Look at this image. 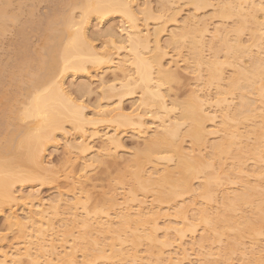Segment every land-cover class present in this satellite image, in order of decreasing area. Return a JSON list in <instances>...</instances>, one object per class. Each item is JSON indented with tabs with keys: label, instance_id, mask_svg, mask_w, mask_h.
<instances>
[{
	"label": "bare ground",
	"instance_id": "6f19581e",
	"mask_svg": "<svg viewBox=\"0 0 264 264\" xmlns=\"http://www.w3.org/2000/svg\"><path fill=\"white\" fill-rule=\"evenodd\" d=\"M63 1H64L63 5L66 3H68L67 4L68 6L70 5L69 11L64 10L63 12H61V10H59L58 13L57 11H55L52 14L50 13L52 16L50 19L49 18L47 19L46 17H44L45 19L42 18L39 19L38 17L36 18L35 16L36 13L35 6H33L34 9H30V10L27 9L26 11L22 9L20 4L17 5L16 3L17 6L14 7L13 6L14 3H12L13 2L12 0H0V43L5 41L2 40V37L3 35H5L6 32L11 31L10 39H12L10 42L8 41L9 45H11L10 46L11 48H7V50H5V52L8 51L6 55L5 54L2 55V57L8 55L7 56L8 58L5 57L6 59H2L0 57V108H1L0 109V210L2 209L3 206L12 204L17 200V197L14 193L16 183L37 181L41 184H44L50 181V177L47 176L48 172L50 171L48 167L47 168L43 167L40 159L42 157L40 151L42 149H45V147H47L46 146L47 143H54L53 138L54 135H56L57 133L56 131L59 130L64 131L63 124L65 122H69L72 128L79 129V134H81L80 133L81 130L83 133L81 135V138L83 137L84 140L86 136L84 135V132L88 131L84 129L85 125L95 124V122L98 121L90 118L88 119V117L87 118L85 117L86 116L84 112L85 106L78 104V102H76L73 99V97L70 96L69 93L70 91L66 89V85L64 84L63 76L66 73L68 74V72L73 74L87 73L91 67L93 68L101 67L102 65L104 66L107 65L108 63H112L113 62V61L111 62L112 53L109 51L111 50L110 47L112 49H115L116 51H120L121 49H126V51H128V53L125 55V59L122 57L123 59H121L120 62H118V64L115 65L117 69L119 68V71L121 70L118 76H114L116 81L118 82L117 83L113 82L111 84L106 85L105 89L103 88L104 89L102 95L103 98H111L113 96H117L118 99L115 105L113 106H108V107H99V105L96 106L99 108L97 110V113L95 112V114H98L101 117L109 118V121L116 124L118 128L127 127V126L142 128V125L145 124L144 121L145 116L146 117L150 116L151 118L153 117V120L156 119V121H158V125H156L157 131L155 130L156 131L155 134L151 136V138H148L149 139L148 141L146 140L147 143H145L144 148H142V150L139 151V154H135L136 156L134 159L136 162V168L130 171V176L133 178L132 184L135 187L134 190L136 191L138 189L143 190V188H147L148 186L151 185L156 186L155 187L156 195L153 194L155 197L154 199L159 201L161 204L162 202H169L174 200L176 197L182 195V193L193 191L191 189L192 185L190 184V181L191 179L196 177L199 173L201 174V172H203L202 171L203 163H204L203 157L201 155L198 156L197 154L195 157H193L194 156L193 153H192L193 156L192 154L189 155V153L185 154L182 151L183 147L179 145L178 140L181 139V137H183L182 139L184 140L186 136V138L188 137L189 139H191L190 141L192 142L193 146L196 147V149H198V147L202 145L205 146V144L207 143L205 142V140L207 141L206 129L209 128V127L206 128L205 122L212 120L211 118L212 115L208 116V114L204 112L205 111L204 107L207 103L208 100L207 98L209 96L206 97L205 93H204L205 95L200 94L201 95L200 96L198 95L199 93L195 94L194 93L195 91H193V94H191L190 98L187 101H185L184 103H180L182 104L180 108L177 107L176 105V107L179 108V113L172 118L169 116L170 114L172 115V113H174V109L176 108H174L175 105L174 107L170 106L171 105V103H169L171 102L170 100L167 103V100L165 98L166 95L162 93V89L160 90V88L163 82L167 83L168 81L169 83L170 81H172V79L174 80V77L177 79L178 75H176L177 70L175 72L174 71L172 72L171 69L168 70L163 68L164 66L162 65L161 62L165 50L164 51L162 50V45L164 44L162 45L160 44L159 41L160 38L158 36L159 33L163 30L162 29L163 26L161 27L158 26L156 28L154 27V30H152L151 32H149L148 29L142 31L141 27L139 28L140 25H137L138 22L137 20L139 18L137 14L140 13L139 12L140 8H138L139 6L137 8L135 7L133 8V4L131 0H77V1L63 0ZM218 1H219L218 3L215 1L217 4L216 11L214 12L215 16H219L220 19L222 17H226V19L227 18L230 19V16H233V18L235 16L237 18V19L235 18L236 23L238 20L239 25L238 24L237 25L239 27L236 26L235 28L234 26V29H232L231 27L226 28L224 25H219L215 28L214 32L211 35V38L208 39L209 41H205L204 37L205 34L207 33L208 27L207 29L205 25L200 27L201 25L199 26L198 24L202 23V21H200V23L197 24V22L194 20L196 17H194L193 14L192 15L190 14L192 17H190L189 15V17H187L186 19L184 18L185 20H183L182 22L183 24L182 25L180 24L182 26V27L180 26L181 27L180 31L178 33L172 32L171 36L169 37L170 42L167 41L165 46L172 44L177 45V43H179L182 47H185L183 44L184 42H186L187 50L191 54L192 57L191 60H193L192 63L196 65V68L194 65V69L198 75V76L196 75V77H198L197 79H200L199 81H201L205 78L203 82L205 86L207 85L211 86L214 84L215 89L217 90L216 95L215 93L213 95V101L215 102L213 104L214 105L216 104L215 105L216 109L218 107L219 110L222 109V111L224 112L220 110V113L222 115L219 116V118H221L220 119L221 123L219 121L218 122L219 125L217 124L219 128L216 126L217 127L216 131L213 129L214 132L208 131V134L210 135L211 133L210 136H212V133L214 134L216 132L217 134H219V132L222 133L219 137L221 139H218L219 141L215 140L214 143L212 141L213 144L212 143L209 144L211 154L210 156L208 154L207 155L209 157H211L212 155V157L221 159L222 155L225 156V154L228 155L229 153H234L235 152L234 150L236 148L235 153L236 155L238 154L236 157H240L239 159L237 158L239 161L244 160L246 156L247 157L250 156L253 159H259L258 162L261 163L262 160L260 157H262L261 155L264 151V0H218ZM186 3L192 5L195 10L201 9L209 4L208 0H186ZM170 5L172 6V4H169L168 0L162 2L160 5L161 7L163 6L160 9L161 12L171 11ZM57 8L59 9V7ZM54 9L56 10L55 7ZM75 9H78L77 15L74 12ZM144 10H145L144 18H147L146 20L143 19L144 21H147L150 18L157 19V17H154L153 14L149 15L150 10H148V8H144ZM144 10L141 9L142 14H144ZM172 11H173L172 16L170 17L168 15L169 16L168 19L169 18L171 19L172 17L174 18V16H176V12L178 11V9L175 12L174 10ZM173 13H175V15ZM109 14H119L127 22V25L124 23L126 27L124 25V28H121V31H123L124 33L123 35L124 37L122 38L120 37L119 40L116 38L118 34L116 35L115 32L110 30L104 31L106 32L105 37L107 36V41L105 42L107 43H104L106 46L103 45V48L100 49L99 51V49L96 50L92 45L93 43L90 42L91 41L89 39L90 35L88 37V33H86L87 31L86 25L88 26L89 20L92 16H94L97 20V19H104ZM44 15L47 17L50 16L49 14L48 15L44 14ZM157 16H159V18L162 17V15H157ZM197 19L198 22L199 20H201L199 18ZM204 22L206 23V20ZM246 25L247 26L249 25V27H247L249 29L247 28L245 29ZM243 30L244 31L249 30L248 31L249 38L247 39L246 44L244 41L243 43L241 41L242 38H240V34L241 32L243 33ZM36 35L38 36V40L40 41L39 45H34V42H32V38L35 37ZM94 38H96V36ZM178 46L179 45H177V47ZM181 46L180 48H182ZM204 46H207L209 48L208 50L211 49L213 51L212 52L210 50V52H212L210 57L206 58V56L205 57L203 56L204 54H202L203 52H201V48L202 51H204L203 49ZM222 50L228 56L225 55ZM220 53H223L227 59L229 57V54H231L229 60L230 58L232 60V61L230 60L231 62H229V64L232 67L231 75L229 76L230 78L228 79V81L226 80L224 81V85H222L223 74H221L222 71H220L221 68L218 65L219 64L218 56ZM242 55L243 56L247 55V58L249 57L250 61L248 62L247 66H243L244 63L243 65L241 63H238L241 62L240 56ZM124 66L126 67V69L129 70L126 71L125 69L123 70ZM194 69L192 68L193 71ZM130 70H132V72H130ZM201 72L205 73L203 79L201 76L203 73L201 74ZM137 90L140 93L139 104L135 109L134 107L132 108L134 111H129V112L125 111L121 105L123 95L127 93L136 92ZM245 90L250 91V96L252 95L251 93L255 94L254 95L255 97H248L249 95L247 94L249 92L247 91L246 94ZM235 91L239 92L238 95L239 99L237 101L238 103H236L238 105L235 104L233 105L235 108L234 107L232 108L231 106L233 103V99L229 100L227 96H232V94ZM137 100L138 99H136V101ZM172 102L174 103V101ZM138 106L139 107L141 106L140 110ZM214 118H216V115L213 117V119ZM254 118L257 119L256 120L257 124H255V122H252L255 125L253 127H250L251 132L248 131V128L245 131H241L242 129L239 131L240 129L239 126H242L245 121L246 122L251 120L255 121ZM258 119L260 122L258 121ZM8 126H12V129H9ZM182 126L186 127L183 131H181L183 129ZM216 127L214 125L213 128ZM91 133L94 135L95 132H91ZM247 133L254 134L255 144L254 141H252L253 145L245 143L244 147H246V145H249L250 146L249 148L247 146L249 150L247 149L248 151H241V150L239 151L238 149L241 146L240 138H244V137L247 138V136L248 137L252 136V135L249 136ZM106 136H105L106 145L104 144V147L107 150L110 149L112 150V148H116L119 143L117 134L114 133L111 135L107 134ZM88 137L86 136V138ZM92 137L93 136L91 135V138ZM237 140L238 141L240 140V143H238L239 146L236 145V143L238 142ZM246 140L248 142V139ZM110 146L112 147L110 148ZM236 146H238L239 148ZM72 147L80 150V152H83V154L85 150H88L84 141H81L78 144L73 143ZM242 147L243 145L241 146L240 149H242ZM191 149L189 152H194V147H192ZM166 151H168V153L170 152V155L174 154L175 156L173 157H177V160L175 159L174 161L177 162H174V164L175 163L176 164L174 165L175 167L173 166L174 167L173 169H169L168 166L167 168L166 166H163L164 168V170H162L163 173L157 175L158 168H156V164L161 161L160 159H162V161L165 160L166 164L169 162L173 163L172 161L173 157L171 158L170 155L169 157L165 155L164 156L162 155L163 157L160 156L163 152ZM241 154H244L243 159H241L242 158L240 156ZM97 157L98 156H96V158L94 157L93 159L91 158L90 159L93 160V162L95 159V161H97L98 163H103V160ZM106 162L107 161L105 160L104 163ZM147 162L152 163V166L154 165V167H152L154 170L151 173H149L147 176H144V171H143L144 165L142 164H145ZM213 162L212 164L210 163L211 166L213 165L215 166ZM241 164L243 165V163ZM263 164L264 163H262V165ZM158 165L159 163L157 164V166ZM259 167L261 168V166ZM234 169L237 170L238 172L237 167L236 168L234 167ZM240 170L241 169H239V171ZM223 172H224L223 176H225L226 171L223 170ZM259 173L260 171H258L257 174ZM252 174H254V171ZM262 174H260V178ZM153 176H156V178H154ZM255 178L257 177L255 176ZM229 182L231 181L229 180ZM259 183H256L257 186H259ZM202 184L200 186L201 191H199V195H202L200 196L201 199L204 201H210V199L212 200L211 198L212 194H210L211 189L209 183L205 181ZM250 184H249L250 186H248L247 183L245 182L242 184L244 185L242 187L245 188L244 192H242L243 190L241 191L242 193H236V194L233 193L234 195L232 197L229 196V198L226 195H224L226 196L223 198V199L226 198V202L224 200V202L226 203L224 208L226 209L224 210L225 214H223L224 212L221 213L223 215L220 214L221 218L218 215V213H217L218 216L215 215V218L212 216L210 217V215H208L209 210H206L207 207H205V205L201 206V209L200 208L198 209L199 215L200 213L202 215V216H198V214H196L198 216V219L199 217H201L200 222L203 221V225L205 226L206 224L207 229L213 231L218 239H220L221 234L224 233L223 229L225 228V226L227 227L225 222L227 223L229 222L228 224L231 223L230 221H232L233 219L231 212L235 209L234 207L240 205L241 203L247 204L253 201L252 199L254 198V196L252 195L254 194L255 187L257 188V186L256 185L252 186L253 184L252 182ZM261 187H263L264 190V185H261ZM259 190L255 191L259 195L258 198L254 194L256 196L255 200L257 199L258 202L256 206L254 205V208L256 207L255 209L257 210L255 211V215L257 216L256 218L257 221L253 220L252 222L249 221V219H247L245 222L243 221L244 226L243 228H241V230L239 229L240 232H238L239 233L238 236H235L234 238L232 237L233 240L235 239L234 242H236V244L239 243L238 242L239 239L243 238L242 236L244 235H249L251 237V236H261L263 234L262 232L263 226L261 224L264 223V221L261 216L264 213L263 212L264 192L262 191V189L261 191ZM130 195L131 197L129 196V198L126 199L127 200L129 199L128 201H132V202L137 201L139 206H141L139 203L140 201L136 199L135 193ZM30 198L31 197L29 196V199ZM114 199L115 196L114 198L110 197L108 201L112 205H117V201L116 199L115 200ZM52 201L53 202L49 204L48 208L52 209L53 214H56L57 213L56 210L59 207V205L56 202H54V200ZM57 202L59 203V201ZM76 203L82 204V207L84 209L85 207L84 203H81V201H79L77 198L73 201V204ZM101 203L104 204L106 203V201L102 200ZM139 206L137 208H139ZM125 207H127V204H125ZM45 208L47 207H42L41 205V207L36 212L34 211L35 212L34 215H37V218L35 219L33 214L30 216L28 215L26 216L23 213L25 216L23 218H21L22 216L20 217L19 215L18 216L20 218L16 216L14 217L11 216L9 218V220L11 219L9 221L10 225L16 226L21 231V233H23L24 237L26 236L25 233L28 227V223L31 226L30 229L32 228H33L32 230L35 229V233L37 234L34 237H36L35 239L37 243L35 246V242H34L33 246L36 247L37 253L39 254H37V256H35L34 259L36 258L37 260L38 257H39L38 260L40 259V257H42V259L44 258L43 264H76V260L72 251L66 252L63 256H60V254L58 255V253L56 252V247L52 243V240L49 243H47V241L44 240L45 238L42 235L44 230L42 226L44 225L52 226L51 219L46 217L47 212ZM130 208L129 209L124 208L126 211H121L120 214L116 215L119 221L118 227L116 225V227L112 228L111 226H108L110 224L105 226V224H103L101 221H100L101 223L97 225L99 232H104V234L105 232H107L108 234L109 233L115 234L116 238L114 240L118 241L117 243L120 244V248L118 247L116 249L114 247V240H112V243L111 245L109 243V246L113 248L110 247L107 248L109 249V251H111V253L110 254L107 252L104 253L105 248L102 247V250L100 249L101 251L98 250L99 248H96V243L98 241L96 242L94 239L91 242L93 244V248L95 247V250L97 249L96 252L99 251L98 256H95V258L101 256L107 258L105 256L107 254L108 256L110 255L109 260L111 259L113 261L115 258H117V261H119L123 258L125 259V257L127 256L130 257V258L127 257L128 259H130L129 264H134L136 261H138L139 259L136 260V256L134 254L127 255L121 251L122 241L124 240L123 242H125V238L123 239L122 236L126 235L128 229L131 232L130 235H132L131 237L134 242L133 243L134 245L137 244L136 241L138 239H139L138 242L141 241V238H145L144 241L148 240L149 245L152 246L154 243L156 245L159 243V241L157 242L158 238H156L155 235V231H156L155 222L158 214L152 213L151 215H145L141 208L135 209L134 214H132L133 212L130 213L131 211ZM84 211L86 210L84 209ZM183 211L184 210H180V214L182 215L181 216L182 222L185 219H187V217H185L186 213ZM88 214L90 215V213ZM85 215H84L85 218L78 220V223H80L81 227H83L84 229L83 233L86 235L87 232L91 233L92 229L95 228L96 226L94 227L93 224L91 223L93 219L91 221H90L91 218L88 219L90 216L87 215V212H85ZM76 221L77 220H75L74 223L77 224ZM146 225L148 229L146 228L147 230L144 231V227ZM149 225H151V227H149ZM140 230L142 231L141 234L139 233ZM192 230L194 229H191V231ZM176 231L179 237L184 235L182 228L181 230H176ZM209 237H210L209 235L207 236L203 235L201 237V240H203V242L204 241L206 242V240H209ZM116 244L115 246L118 245ZM159 244H161V241ZM26 245H25V249L23 250L24 252L19 253V255H22L23 253V255L26 256L28 255L31 257V253H30L31 246L29 247ZM166 245H167L166 242H162V246H166ZM86 247L84 248V252L85 249L86 250L88 249ZM156 250L157 247L155 251ZM160 250L157 251V254L158 253L160 254ZM62 252L64 253V251ZM261 252H262V248H261ZM184 258L183 257L178 259H174V257L169 258L168 264H183ZM263 258H264V253L263 255L256 253V256L254 257L253 260L254 262L253 264H264ZM1 260H0V264H7L8 260L6 261V256H4V259ZM29 260H30L29 263L31 264L32 263L31 259ZM10 261L14 262L13 259H11ZM87 261L88 260L86 259V262ZM34 262L35 261H33V263ZM39 262L41 261L39 260ZM92 262L94 263L93 259L92 261H90V263L93 264ZM35 263L38 264V262ZM227 263L228 262L226 261V264Z\"/></svg>",
	"mask_w": 264,
	"mask_h": 264
},
{
	"label": "rangeland",
	"instance_id": "374dc122",
	"mask_svg": "<svg viewBox=\"0 0 264 264\" xmlns=\"http://www.w3.org/2000/svg\"><path fill=\"white\" fill-rule=\"evenodd\" d=\"M12 1H13L12 3H14L13 4L14 7H16L17 5L20 4L22 9H24L26 11H27V9L28 10L34 9L33 6H35V8H36L35 16H36V18L38 17L39 19H41V18L45 19L44 17H46L47 19L48 18L50 19L52 17L51 14L54 13L55 11H57V13H58L59 10H61V12H63L64 10L65 11L70 10L69 9L70 5L69 6L67 5L68 3L63 5V2H64L63 0H41V1L40 0L39 1L38 0H36V1L35 0H12ZM75 1H77V0H75ZM131 1L133 4V8L134 7L137 8L138 6H139L138 8H140V11L137 9L140 12L139 14H137L139 16V18L137 20L138 21L137 25H140L139 28L141 27L142 31H145V29H148V31L151 32L152 30H154V27L156 28L158 26L159 27L163 26L162 27L163 30L159 33V36H158L160 38L159 39L160 44L161 45L164 44V45H162V50L163 51L165 50V53H164V56L162 57L161 62H162V65L164 66L163 68L168 69V70L171 69L172 72L173 71L175 72L177 70V72H178V73L176 72V75H178L177 79L174 77V80L172 79V81H170L169 83H168V81H167V83L163 82L161 84L162 86L160 88V90L162 89V93L164 95H166L165 98L167 100V103L170 100L171 101V102H169V103H171L170 106L174 107V105H175L174 108L177 109L176 110L173 108L174 113H172L173 111L170 112V113H172L173 116L170 113H169L170 114L169 116L172 118V117H175L179 113V108L182 105L180 103H184L185 101H187L190 98L191 94H193V91H195L194 92L195 94L199 93L198 95H200V94L202 95L205 93L206 95L205 94L204 95L206 97L209 96L207 98L208 99L207 103L204 107L205 108L204 112L207 113L208 116L212 115L214 117L216 115V118H214L215 119V121H214L213 117L211 116L212 120L205 122L206 128L209 127L207 129L205 128L207 130V132H206L207 141L205 140V142H207V143L205 144V146L202 145V146L198 147V149H196V147L193 146L192 142L190 141L191 139H189L188 137L186 138V136H185L184 140L182 139L183 137H181V139L178 140V143L181 147H183L182 151L185 154L189 153V155H191L193 153L194 154V156L192 154L193 157H195L196 154L198 156L201 155L203 157V161H204L203 168H202L203 172H201V174L199 173L196 177L191 179L190 184L192 185L191 189L193 191L182 193V195H180L179 197H176L174 200L169 201V202H162V204L159 201H157L156 199H154L155 198L154 195H156V189H155L156 186L151 185V186H148L147 188H143V190H139V189L137 191L134 190L135 187L132 184L133 178L130 176V171H132L136 168V162L134 159L136 156L135 154H139V151L142 150V148H144L145 143H147V141L149 140L148 138H151V136H153L155 134V132L157 131L156 125H158V121H156V119L153 120V117L151 118L150 116L149 117L145 116L146 117V118L144 117L145 124L142 125V128L141 127L140 128L139 127H133V126L119 127L118 128L116 126V124L109 121V118L101 117L98 114H95V112L97 113V110L99 107L113 106L117 102V99H118L117 96H113L111 98H103V96H102L103 90L105 89L106 85L111 84L113 82L114 83L118 82V81H116L114 76H118V74L120 73L121 70L119 71V68L117 69V67L115 65H117L121 59H123V58L125 59V55L128 53V51H126V49H121L120 51H116L115 49H112L109 46L111 50H109V49L108 50L112 53V56H111V58H112L111 62L113 61L112 63H108L107 65H104V66L102 65L101 67H95L96 69L91 67L92 69L91 68L89 69V71H88L89 73L87 72V73H82V74L81 73L73 74V73L68 72V74L66 73L63 76L64 84L66 85V89L70 91L69 92L70 96H72L73 99L76 102H78V104L85 106V109H84V112L86 114L85 117L86 118L88 117V119L90 118L93 120H98L95 122V124L85 125L84 129L88 130L90 133L88 131H85L84 135H86L87 137L89 136V137L86 138V136H85V138L83 140V137L81 138V135L83 134L82 131L80 130L81 134H79V129L72 128L69 122H65L63 124L64 131L63 130H59L60 132L56 131L57 133H56V135H54V138H53L54 143H47L46 144L47 147H45V149H42L44 151H42V150L40 151L41 152L40 154H42V157L40 156L42 165H43V167H46V168L48 167V169L50 171L47 174V176L50 177V181L47 183H44V184H41L37 181L36 182L16 183L14 193L17 197V200H16L17 202L15 201L12 204L5 205L0 210V260L4 259V256H6V261L8 260L7 264H30L29 259H31L32 263H33V261L38 262V264L44 263V258L42 259V257H40V259H39L41 262H39V260H38L39 257L37 258V260H36V258L34 259V257L37 256V254H39V253H37L36 247L33 246L34 242H35V246L37 243V241L35 239L36 237H34L37 234V233H35V229L34 230H32L33 228L30 229L31 226L28 223V227H27L26 233H25L26 236L24 237L23 233H21V231L16 226H14V225L11 226L10 222H9L11 220V219L9 220V218L11 216L12 217L16 216L18 218H20L22 216L21 218H23V217H25L24 214L26 216L27 215L30 216L32 214L34 215V213L41 207V205H42V207H47V208H45L46 212H47L46 217L50 218L51 222H52V226H47V225L42 226V228L44 230V232L42 234L43 237L45 238L44 240H46L47 243L51 242V240H52V243L56 247V252L58 253V255L60 254V256H63L66 252L72 251L73 255L75 257V260H76V264H83V263L84 264H91L90 261H92V259L94 261V263L92 262L93 264H111V263L112 264H125V262H126V264H129V261H130V259H128V258H130L129 256H127L128 258L125 257V259L124 258L121 260L118 259L119 261H117V258H115L114 261L110 259L111 262L109 260L110 255L108 256L107 254L106 255L104 254L107 258L102 257V256L95 258V256H98L99 251L96 252L97 249L95 250V247L93 248V244L91 242L95 239L96 242L98 241L96 243V248H99L98 250H100V249L102 250V247H103V248H105L104 253L107 252L110 254L111 251H109V249H107V248L110 247L109 243L111 245L112 240H114L116 238V235L112 234V233L108 234L107 232H105V234H104V232H99L97 225L102 222L103 224H105V226L110 224L108 226H111L112 228L116 227V225L118 227L119 221H118V218L116 217V215L120 214L121 211H126L125 209L126 208L129 209L130 207H131L130 208L131 211L130 210L129 211H130V213L133 212L132 214H134L135 209H140V208L142 209V211L145 215H151L152 213L158 214V216L156 218L157 223L155 222V225H156L155 235H156V238H158L157 242L159 241V243H160V241H161V244L158 243L157 245L155 243H154L155 245L153 243H151V244H153V246H152V245H149L148 240L144 241L145 238H141V241L138 242V240H139L138 239L136 241L137 244L134 245L133 244L134 242H133L132 237H131L132 235H130L131 232L128 229L126 232V235L122 236L123 239L125 238V242H123L124 240L122 241V245H121L122 250L121 251L127 255L134 254L136 256V260L139 259L134 264H141V263L142 264L143 263L144 264H168L169 258H172V257H174V259L185 257L183 259V264H226V261L228 262L227 264H251V262L253 264L254 263L253 260H254V257L256 256V253L257 254L259 253L261 255H263V253H264V223L261 224L263 226L262 227L263 234L261 236H251L250 237L249 235H244V236H242L243 238L239 239V241H238L239 243H237L238 245L236 244V242H234L235 239L233 240V238L235 236H238V234H239L238 232H240L239 229L241 230V228H243L244 222L247 219H249V221L253 222V220L255 221L257 218V216L255 215V211H257V210L255 209L256 207L254 208V205L255 206L257 205L258 202H257V199L255 200V198H256V196L258 198L259 195L255 191H258L259 189H260L259 191H261V189H262V191L264 192L263 187H261V185H264V172H263L264 171V169H263L264 164L262 165V163H264V151L261 155L262 157H260L262 160L261 163L258 162L259 159H253L250 156L249 157L246 156V158L244 160L239 161L238 159L240 157H236L238 154L236 155V153H235L236 148L234 150L235 152L233 151L235 154L229 153L228 155L225 154V156L222 155V157L220 156L221 159L212 157V155H211V157H209L211 154L209 144H211L212 141L214 143L215 140L219 141L218 139H221L219 137L222 133V132H219V134H217V132L215 134L212 133V136H210L211 133H210V135L208 134V131H213V132H214V130L216 131V129L219 125L218 122L220 121V123H221V120H220L221 118H219V116L222 115L220 113V110L222 111V109L219 110V108L217 107V109H218V111H217L216 106H215L216 104L215 105L213 104V103H215L213 101V95H214V93L216 95L217 90L215 89L214 84L211 86L210 85L205 86V84L203 83L204 79H205L204 78L205 73L201 72V74L202 73L203 74L202 75L200 74L202 76V79L204 78L203 80H201L202 82L199 81L200 79H197L198 78V77H196L197 72L194 69L195 64L192 63L193 60H191L192 59L191 54L187 50V47H186L187 43L186 42H184V44H183L185 47H182L179 43H177V45H179L178 47H177V45H174V44L165 46L167 41L170 42L169 37L171 36L172 32L178 33L180 31V28L182 27L181 25L183 24L182 23L183 20H185L187 17H189L190 14L191 15L193 14L194 17H196L195 19L194 18L193 19L197 22V24L200 23V21H202V23L198 24L199 26L201 25L200 27H202L203 25L206 26V29L208 27V29H207L208 34L206 33L205 37H204L205 41H209L208 39L211 38V35L214 32L215 28L219 25H224L226 28L231 27L232 29H234V26H235V28H236V26L239 27L238 26L239 25L238 20L236 23L237 18L235 16H234V18H233V16H230V19H228V18L226 19V17H222L220 19L219 16H215L214 12L216 11V7H217L216 2L218 3L219 2L218 0H208L209 4L207 6L201 8V9H198V10H195L192 5L187 4L186 0H170V1L168 0L169 4H172V6L170 5L171 11H166V12H161V10H160L163 7V6L161 7L160 5L162 2H165V0L164 1L159 0L160 2L158 0H131ZM16 3H17V5H16ZM166 3H167V1H166ZM57 4H58V6H57ZM54 7L56 8V10L54 9ZM57 7H59V9ZM144 8H148V10H150L149 15L153 14V16L157 17V19L156 18H150L147 21H144L143 19H145V20L147 19V18H144L145 17ZM141 9L144 10V14L141 13ZM177 9H178V11L176 12V16H174V18L172 17L171 19L169 18L170 19L169 20L168 17L172 16V12H173L172 10H174V12H175ZM74 12L77 15L78 9H75ZM47 13L50 15L49 17L44 15V14L48 15ZM173 14L175 15V13H173ZM157 15H162V17L159 18V16H157ZM191 15H190V17H192ZM35 16H34V18H35ZM197 18H199L201 20H199V22H198ZM223 18H225V19H223ZM205 20H206V23L204 22ZM124 21L125 20L119 14H109L104 19H97V20L94 16H92L89 20L88 26L86 25V27H87L86 33H88V37L90 35L89 39L91 41L90 40L89 41L93 43V44L92 43L91 44L94 46V48L96 50L99 49V51H100V49L103 48V45H105L104 43H107V42H105V41H107V36L105 37L106 32H104V31L110 30V31L115 32L116 35L118 34L116 36V38L119 40H120V37L121 38L124 37L123 31H121V28H124L125 24L127 25V22L126 21L124 22ZM126 25H125V27H126ZM247 27H249V25L248 26L246 25L245 29ZM247 29H249V28H247ZM208 30L210 31V33ZM248 31L243 30V33L241 32V34H240V38H242L241 41L242 42L244 41L245 44L247 42V39L249 38ZM96 32H97V34H96ZM99 35H101V36H99ZM10 36H11V31L6 32L5 35H3V37L1 36L2 40H5L4 42H2L3 44L0 43V54H1L0 57L2 59H6L5 57L8 56L7 55L5 57L4 56L2 57L3 54L6 55V53L8 52V51L5 52V50H7V48H11L10 47L11 45H9V43H8V41L10 42L12 40V39H10ZM95 36H96V38H94ZM97 36H98V39H97ZM6 38H7V40H6ZM114 38H115V36H114ZM94 39H95V41H94ZM32 42H34V45L40 44V41L38 40L37 35L32 38ZM169 44H171V43H169ZM123 45H125V44H123ZM151 45H152V42H151ZM180 46L182 48H180ZM36 47H38V46H36ZM203 49H204V51H202V48H201V52H203L202 54H204L203 56L204 57L206 56V58L210 57L213 51L210 49L212 51V52H210V50H208L209 48L207 46H204ZM224 54L227 55L225 52H224ZM224 54L220 53L218 56V62H219L218 65L221 68V70H220V71H222L221 74H223L222 85H224L225 80L228 81V79L230 78L229 76L231 75V71H232V67L229 64V62L232 61L231 58H230L231 61L229 60V57L231 56V54H229L228 59L226 58V56ZM240 57H241L240 58L241 62H238V63H241L242 65L244 63L243 66H247L248 62L250 61L249 57L247 58V55H244V56L242 55ZM242 59H243V61H242ZM246 62H247V64H246ZM219 66H218V68H219ZM192 68L194 69V71L196 73L192 70ZM195 68H196V65H195ZM202 68H204V67H202ZM124 69H125V71L129 70V69H126L125 66L123 67V70ZM130 72H132V70H130ZM198 81H199V83H198ZM201 86H202V89H201ZM247 91L248 90H245L246 94H247ZM248 92H249L247 94V95H249L248 97H255L254 96L255 94L251 93L252 95L250 96V91H248ZM251 92H252V90H251ZM139 94L140 93L137 90L136 92L127 93V94L123 95L121 105L125 111H127V112L134 111L132 108L134 107V109H135L137 107V105L139 104V100H140ZM238 95H239V92L235 91L232 94V96H227L229 100L233 99V103L231 106L232 108L234 107L233 105L238 103L237 102L239 99ZM136 99H138V100L136 101ZM172 101H174V103ZM98 105H99V107H96ZM176 105L179 108H177ZM236 105H238V104H236ZM140 107L138 106L139 110H140ZM141 110H142V108H141ZM222 112H224V111H222ZM254 120L255 121H253V120L248 121L249 123L245 121L246 123L244 122V124L242 126H239L240 127L239 131L241 129H242L241 131H245L248 128V131L251 132L250 127H253L255 124H257V122H256L257 119L254 118ZM258 121H259V119H258ZM211 122H213V123H211ZM252 122H255V124H253ZM150 123H151V125H150ZM67 124H69V125H67ZM214 125H215V127L216 126L217 127L213 128ZM8 127H9V129H12V126H8ZM146 127H147V129H146ZM182 127H183V129H182ZM182 127H181V129H182L181 131H183L186 128L185 126H182ZM243 128H245V129H243ZM138 129H139V131H138ZM140 130H142V131H140ZM91 132H95L94 135ZM113 133L117 134L118 139H119V143H118V146L116 148H112V150L110 149L111 150V152H110V150H107L104 147V144L106 145L105 136L107 134L111 135ZM63 134H65V135H63ZM213 134L216 136H214ZM247 134L249 136L250 135H252V136H250V137L247 136V138L244 137L245 139L240 138L241 143H240V140L239 141L237 140L238 142L236 143V145H238V143H240L241 146L243 145L242 149H240L241 146H240V148L238 147L239 145L236 146L239 148L238 149L239 151L240 150L241 151H248L249 150L248 148L250 146L246 145V147H244L245 143L253 145L252 141L255 140L254 134H252V133L251 134L247 133ZM91 135L93 136L92 138H91ZM55 137H56V139H55ZM89 138H91V139H89ZM246 139H248V142ZM80 140L84 141L86 147L89 150V151L85 150L84 154H83V152H80V150L72 147L73 143L78 144L81 142ZM254 144H255V141H254ZM247 146H248V148H247ZM111 147L112 146H110V148ZM192 147H194V152H189ZM101 149H102V151H101ZM247 153H245V154H247ZM171 154H173V153H171ZM162 155L169 157L170 152L169 153H168V151L163 152L160 156H162ZM232 155H235V156H232ZM96 156H98L97 158L102 159L103 163H98L97 161H95V159H94V162H93V160H91L94 157L96 158ZM173 156H175V155L174 154L170 155L171 158ZM240 156L242 157L241 159H243L244 154H241ZM175 159L177 160V157H173V160H172L173 163L167 161V162H169V163H167L168 165L166 164L165 160L162 161V159H160L161 160L160 162L157 161L159 163V165L157 166L158 163L156 162L157 163L156 168H158L157 175L163 173V171H162V170H164L163 166H166V168L168 166L169 169H173L175 167L174 165L176 164V163L174 164V162H177V161H174ZM105 160L107 161L106 163H104ZM212 162H213V164H215V166L213 165L214 167L211 166ZM241 163H243V165ZM161 164H164V165H161ZM222 164H223V166H222ZM142 165H144L143 166L144 176H147L149 173H151L154 170L152 168V167H154V165L152 166V163H150V162L149 163L147 162V163L142 164ZM259 166H261V168ZM217 167H218V169H217ZM234 167L235 168L237 167L238 172H237V170L234 169ZM239 169H241V170L239 171ZM252 169H253L255 175L252 174L253 173ZM223 170L226 171L225 176H223L224 175ZM258 171H260L259 174H257ZM262 172H263V174H262ZM260 174L263 175V176L261 175V178H260ZM226 175L228 176V178ZM156 176H153V177L156 178ZM255 176L257 178H255ZM130 178H131V180H130ZM240 179H241V181H240ZM254 179H256V180H254ZM229 180L231 182H229ZM250 180L253 183L252 186L253 185L257 186L256 183H259V182L261 183V184L259 183L260 187L259 186H257V188L255 187L254 194L256 196L254 194L252 195V196H254V198L252 197L253 198L252 202L247 203V204L241 203L240 205H237L234 207L235 209L231 212L233 219H232V221H230L231 222L230 224H228L229 222L228 223L225 222L227 227L225 226V228L223 229L224 233L222 232L223 234H221L220 239H218L216 234L213 231H211L210 229L209 230L207 229L206 224H205L206 227L203 225V221L200 222L201 217H199V219H198V216H202V215H201V213L199 215L198 209L199 208L201 209V206L205 205V207H207L206 210H209L208 215H210V217L212 216L215 218V215L220 216V214L222 212H224V210L226 209V208H224L225 204H226L225 203L226 198L225 199H223V198L226 196L229 198V196L232 197L236 193L244 192L245 188L242 187V186H244L242 184L245 182V183H247L248 186H250L251 185ZM205 181L209 183V186L211 189L210 194H212V197H211L212 200L210 199V201L202 200L200 197L202 195H199V191H201L200 186ZM240 182H241V184H240ZM248 182L250 185L248 184ZM151 187H152V189H151ZM154 189H155V191H154ZM133 193H135L136 199H138L140 201L139 203L141 206H139L137 201L132 202V201H128L129 199L128 200L126 199V198H129V196L131 197L130 194H133ZM222 194H223V197H222ZM195 195H197V196H195ZM224 195H226V196H224ZM29 196L32 198V199L30 198L31 200L29 199ZM114 196H115V199L117 201V205H112L108 201L110 197L114 198ZM75 197L79 201H81V203H84V206H85L84 209L86 211H84L82 204H80V203L73 204V201L76 199ZM52 200H54V202H56L59 205V207L56 210L57 211L56 214H53L52 209L48 208L49 204L51 202H53ZM102 200H105L106 203H104V204L101 203ZM224 200H225V202H224ZM57 201H59V203ZM222 201H223V203H222ZM30 202H32V203H30ZM124 202H125V204H127V207H125ZM137 205L139 206V208H137L138 207ZM180 210H184L183 212L186 213L185 217H187V219H185L183 222L181 219L182 215L180 214ZM32 211H33V213H32ZM30 212H31V214H30ZM85 212H87V215L90 216L88 218V219L91 218L90 221L93 219L91 222L93 224V226L94 227L96 226L95 228L92 229L91 233L87 232V234H90V235H87V234L85 235L83 233L84 232L83 227H81L80 223H78V220L85 218L84 217ZM88 213H90V215ZM217 213H218V215H217ZM196 214H198V216ZM212 214H214V215H212ZM223 214H225V212ZM223 214H221V215H223ZM194 215H195V217H194ZM251 217H252V219H251ZM261 217L264 221V213ZM35 218H37V215H34V219ZM220 218H221V216H220ZM75 220H77L76 221L77 224L74 223ZM79 225L81 228L79 227ZM149 227H151V225H149ZM146 228H147V225L144 227V231L148 229V228L147 229ZM181 228H182L184 235L179 237L176 230H181ZM191 229H194V230L191 231ZM28 230H29V232H28ZM67 231L68 232L70 231V232L68 233ZM219 231H220V229H219ZM235 231H237V232H235ZM139 233L141 234L142 231L140 230ZM213 233H214V235H213ZM235 233H236V235H235ZM80 234H82V235H80ZM203 235L204 236L209 235L210 236L209 240H206V242L205 241L203 242V240H201V237ZM257 238H258V240H257ZM126 240H127V242H126ZM115 242L117 243L118 241L114 240V247L116 249L118 247L120 248V244L117 243L119 245L118 246ZM162 242H166L167 245L162 246ZM232 242H234V243H232ZM99 243H100V245H99ZM115 244L117 246H115ZM235 244H236V246H235ZM25 245L29 246V247L31 246V248H30L31 257L28 255L27 256L23 255V253H22V255H19V253L24 252L23 250L25 249ZM86 245H87V247H86ZM233 245H234V247H233ZM84 246L86 248H88L87 249L88 251L85 249V252H84V248H85ZM150 246H151V248H150ZM156 247H157V250L155 251ZM252 247H253V250H252ZM110 248H113V247H110ZM261 248H262V252H261ZM90 249H91V251H90ZM248 249H249V251H248ZM159 250H160V254L158 253L159 254L158 255L157 251H159ZM246 250H247V252H246ZM62 251H64V253ZM253 252L255 255L253 254ZM32 254H34V255H32ZM87 254H88V256H87ZM94 254H96V255H94ZM250 254H252V255H250ZM32 257H33V259H32ZM248 258H249V260H248ZM11 259H13L14 262L10 261ZM16 259H17V261H16ZM86 259L88 260L87 262H86ZM250 259H251V261H250ZM35 262L33 264H37Z\"/></svg>",
	"mask_w": 264,
	"mask_h": 264
}]
</instances>
